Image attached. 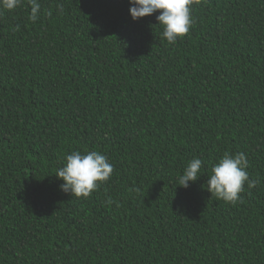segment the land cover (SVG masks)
<instances>
[{"label": "trees", "instance_id": "obj_1", "mask_svg": "<svg viewBox=\"0 0 264 264\" xmlns=\"http://www.w3.org/2000/svg\"><path fill=\"white\" fill-rule=\"evenodd\" d=\"M37 2L0 8V264H264V0H200L175 44L129 0ZM92 150L114 171L72 197ZM226 152L257 181L234 204L206 188Z\"/></svg>", "mask_w": 264, "mask_h": 264}, {"label": "clouds", "instance_id": "obj_2", "mask_svg": "<svg viewBox=\"0 0 264 264\" xmlns=\"http://www.w3.org/2000/svg\"><path fill=\"white\" fill-rule=\"evenodd\" d=\"M22 0H0V8L14 10ZM31 13L29 20L35 22L40 11L37 0H29ZM129 13L133 21L152 15L159 11L156 17L158 24L163 26L161 37L169 44H175L177 39L186 35L194 20L192 7L200 0H129ZM203 161L194 158L189 161L182 174L177 176V184L188 188L190 182L197 181L201 176ZM248 161L243 153L232 155L225 153L213 165L207 180V191L228 203H236L247 183L249 188L256 186L257 181L249 179L246 171ZM114 171V166L106 155L99 151H73L63 159V164L55 175L63 183L60 188L72 197L87 198L100 184L107 182Z\"/></svg>", "mask_w": 264, "mask_h": 264}]
</instances>
